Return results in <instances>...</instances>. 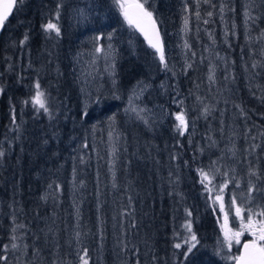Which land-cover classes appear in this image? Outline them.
Instances as JSON below:
<instances>
[{"label":"trees","instance_id":"obj_1","mask_svg":"<svg viewBox=\"0 0 264 264\" xmlns=\"http://www.w3.org/2000/svg\"><path fill=\"white\" fill-rule=\"evenodd\" d=\"M72 1L17 0L0 32V264H73L71 173L83 183L77 221L88 264H231L237 248L224 244L219 210L207 204L195 168L216 158L264 186L258 169L264 168V0H250L247 32L246 0H146L162 37L163 64L142 41L136 48L126 42L130 27L110 0H95V27L100 36L113 35L114 71L99 77L97 98L84 109L68 75L69 52L84 45L78 31L67 30ZM54 10L59 36L42 27ZM138 81L151 85L149 104L181 109L191 138L170 117L146 126L125 115L124 101ZM34 87L47 112L33 105ZM107 123L115 136L112 181ZM68 142L77 147L71 151ZM51 172L56 178L47 192ZM256 199L263 203L264 191ZM186 231L197 237L187 257L179 242Z\"/></svg>","mask_w":264,"mask_h":264},{"label":"rangeland","instance_id":"obj_2","mask_svg":"<svg viewBox=\"0 0 264 264\" xmlns=\"http://www.w3.org/2000/svg\"><path fill=\"white\" fill-rule=\"evenodd\" d=\"M145 1L146 0H139V2L142 3H145ZM246 2L247 4L245 3L242 14L244 32H247L248 28H250V25L253 22V15L250 11V0H246ZM95 3L98 2H95V0H73L72 3L66 8L64 13V17L68 21L67 26H69L67 30L70 31V29H73L75 31H78L80 33L79 43L84 44L80 47L71 50L69 52L68 60V63H70L68 75L74 80L83 109L96 100L98 93L97 80L99 79V77L103 76L104 78L109 79L112 77L114 71V53L113 47L111 45L113 35L106 33L103 34L104 36H100L101 34L99 30L95 27L96 22H94L95 13L98 7ZM110 5L116 9L118 14L121 15L120 9L118 5L114 2V0H110ZM220 12L221 18H223L225 9L222 5ZM100 15L101 16L96 17L98 27H100L101 24H104L105 20H103V17H106L104 13ZM58 17L59 12L57 10L51 11V18L45 19L43 25H46L51 20L56 23L59 27L58 23L61 22V19H59ZM222 20L223 19H221V21ZM186 21L187 18L186 15H184L180 30V42L183 45V48L184 45H186ZM203 23H206V21H204ZM221 28L225 30L224 21L221 22ZM222 32L223 36L225 31ZM124 38L126 39V42L130 44L133 48H136L140 44V41L144 43L140 36L135 33L131 27L130 33L124 34ZM2 42L3 45L7 46L8 48H11L12 43L8 40V38L4 37V40ZM14 47H16V45H14ZM97 49H99V51H97ZM11 50H13V48H11ZM209 77H214L213 69L210 70ZM150 89L151 85L146 81H138L131 88L124 101L123 110L125 115L128 118L135 119L146 126L160 125L169 117L171 118L172 123L174 125H177L178 121L176 120V116L182 113L181 109L179 108L178 110L170 111L165 104H149L144 100V95H146V93ZM37 91L38 90L34 87V97ZM180 100V98L173 97L172 104H174L175 107H179L178 104ZM184 120L186 123V128L184 131H188L187 127L188 125H190V122L187 121L185 117ZM187 134L190 138L192 137V133L190 132V130L187 132ZM104 136V142L106 145L105 149L108 175L110 180L112 181L115 136L111 131V125H109L108 123L105 126ZM93 137L94 136H92V139ZM68 143L71 151H73L77 147V143ZM198 151L200 152L201 149H198ZM70 158V160L72 161V154L70 155ZM218 161L219 159L214 158V161H212L211 164H209L208 166L196 167V180L197 184L201 188V191L206 196L207 204L212 208L213 211L215 210V206H217L216 208L219 210L218 225L220 235L222 240L224 241V244L228 246L229 250L233 249V247H236L238 250V247L244 240V237H248L250 240H253V235L247 227L249 209L254 214V220L256 221L254 230H256L257 234H259L258 230L261 227L259 223L260 217L255 214L259 212H264V202H256V195L257 192L264 191V186H260L259 183L254 179L253 175L250 174L247 170L239 168L237 165L232 163L228 164L226 161ZM259 168L260 171L264 169L261 168V166H259L258 169ZM49 175L52 178H48L49 183L45 184V189L47 192H51V189L53 188L51 181L53 180V178H56V175L53 172H51ZM205 176L207 177L206 179ZM68 180L69 181L66 190L68 201L72 208L73 219L69 229V232H72V237H70V244L73 252L72 263L83 264L81 257L85 256V251L82 248V244L80 243V228L77 221L82 204L83 183L82 179L77 178L73 173L70 174ZM217 197H220L221 199H217ZM233 200H235V204H233ZM222 204L223 210L221 209ZM237 207L241 208L240 216H237L236 214ZM183 227L186 226L183 225ZM227 230H230L232 234L240 233L238 237L239 243L236 242V237L233 236L231 240V245L229 247V245L224 240V232ZM185 234L187 235L181 237V240H179V242L185 243V239L187 238L188 241L191 243L192 234L188 235L187 231L185 232ZM258 243H264V241H260ZM185 245L186 248H188V244L185 243ZM98 251L99 257L101 258L102 255L100 253V247ZM24 264H26L25 259Z\"/></svg>","mask_w":264,"mask_h":264},{"label":"snow or ice","instance_id":"obj_3","mask_svg":"<svg viewBox=\"0 0 264 264\" xmlns=\"http://www.w3.org/2000/svg\"><path fill=\"white\" fill-rule=\"evenodd\" d=\"M114 2L118 5L121 15H123L128 24L130 26L134 25L142 34L145 35V39L148 40L150 47H152L159 54L160 61L163 64L165 57L160 44L159 32L156 31V21L153 19V13L146 9L144 4L140 3L139 0H114ZM16 3L17 0H7V2L4 3L2 7H0V27H3L8 15L11 13ZM185 23L187 24V21ZM42 27L46 33L54 32L57 36L60 35V28L51 20ZM149 33H151V36ZM97 51H99V49H97ZM37 89H39V85H37ZM32 103L33 105L38 106L40 109H43L45 112L48 111L43 100V93H41L39 90L33 98ZM176 120L178 121L177 128L179 129L180 134L183 135L186 128L183 114L181 113L177 115ZM206 178L207 177L205 176V179ZM217 199L221 198L217 197ZM233 204H235V200H233ZM221 209L223 210V204L221 205ZM248 213L247 227L253 235V240L250 244L244 245L245 251L243 255L231 257V259H234L236 264H264V243H258L260 241H264V212L255 214L260 217L259 223L261 227L258 230L259 234H257L256 230H254L256 224V221L254 220V214L250 209L248 210ZM236 214L237 216L241 215V208H236ZM186 227L188 231L191 232V224H187ZM239 235L240 233L232 234L230 230H227L224 232V240L230 247L233 236L236 237V242L239 243ZM196 240L197 237L194 234L191 235V243L187 238L185 239V243L188 244L187 251L183 253L185 257H187L188 253H191L192 249L196 246ZM13 247H15V245H13ZM175 247L180 249L181 245L177 243L175 244ZM86 255L87 253L85 252V256ZM85 256H82L81 260L83 264H88V260L85 258Z\"/></svg>","mask_w":264,"mask_h":264},{"label":"water","instance_id":"obj_4","mask_svg":"<svg viewBox=\"0 0 264 264\" xmlns=\"http://www.w3.org/2000/svg\"><path fill=\"white\" fill-rule=\"evenodd\" d=\"M7 2V0H0V7H2V5L4 4V3H6ZM140 3H142V2H140ZM15 6V5H14ZM13 9H14V7H13ZM13 9H12V11H13ZM12 11H11V13H12ZM11 13L8 15V18L10 17V15H11ZM122 17H123V15H122ZM7 18V19H8ZM124 19V18H123ZM124 21L128 24V22L124 19ZM129 25V24H128ZM130 26V25H129ZM132 29H133V31L135 32V33H137L139 36H140V38L144 41V43L149 47V48H151L154 52H155V54H156V56L159 58V54L152 48V47H150V45H149V42H148V40L147 39H145V35L144 34H142L134 25H132V26H130ZM1 30H2V27H0V32H1ZM156 31H158L159 32V37H160V44H161V46H162V49H163V44H162V37H161V34H160V31H159V28H158V25H157V23H156ZM149 35L151 36V33H149ZM252 241L250 240V239H244L242 242H241V244L239 245V247H238V250H237V254L235 255V257L236 256H241V255H243L244 254V251H245V249H244V245L245 244H250ZM231 264H236V261L233 259V261H232V263Z\"/></svg>","mask_w":264,"mask_h":264}]
</instances>
